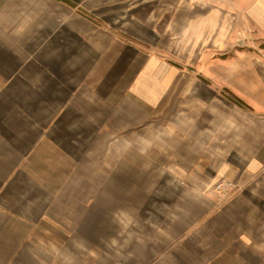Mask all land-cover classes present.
Instances as JSON below:
<instances>
[{"label":"crops","instance_id":"obj_1","mask_svg":"<svg viewBox=\"0 0 264 264\" xmlns=\"http://www.w3.org/2000/svg\"><path fill=\"white\" fill-rule=\"evenodd\" d=\"M70 1L101 10L93 14L109 27L63 0H0V264H264V223L251 210L234 200L198 214L185 199L212 201L203 190L240 170L233 155L245 156L243 172L264 174V126L251 148L237 136L233 151L231 134L193 131L196 104L168 115L165 97L183 90L184 69L146 45L196 63L213 58L233 39L231 9ZM255 177L238 176L243 192L263 186Z\"/></svg>","mask_w":264,"mask_h":264},{"label":"rangeland","instance_id":"obj_2","mask_svg":"<svg viewBox=\"0 0 264 264\" xmlns=\"http://www.w3.org/2000/svg\"><path fill=\"white\" fill-rule=\"evenodd\" d=\"M65 1L71 7H75L73 9L76 10L77 8L82 14L87 15L86 17L89 20H93L97 24L100 22L101 25L109 27L105 24V21L93 14L96 12L100 14L101 10L88 11L84 9L83 5H78L75 1ZM212 1L215 4L219 3L231 9L232 24L229 36H233L230 43H227L226 47L221 49V51H217V55H214L213 58H208V55L211 56V54H208L196 63L195 60L173 58L168 53L158 51L151 44L146 45L151 48V54L161 53V58L168 65L184 69L183 90L181 91L180 88L172 90L169 97H165L168 99V115L174 114L176 110L180 111L182 109V101L183 104L190 106L196 104V107L192 110L193 114H191L196 116L193 131L198 134L199 128L204 134L217 130L225 131L228 135L231 134L232 137H235L233 151H239L240 146L237 143L242 144V141H236L238 140L236 137L239 135L246 137L248 146L251 148L252 137L257 133L259 134V126H264V0ZM254 3H257L258 8L250 12V6ZM261 4L263 5L261 6ZM259 5L261 6L260 8ZM106 9L104 8V12ZM247 10H249L248 13L246 12ZM120 35L125 36L122 33ZM139 61L137 60V63ZM194 68H199V71L197 72ZM227 68H231L232 71ZM241 69H243L244 73L237 74L238 70ZM247 69L250 71L247 72ZM175 92L178 94L175 95ZM181 94L186 95V97L184 99L178 97ZM179 103L180 106L177 107ZM170 104L173 105L171 109ZM197 104L199 107H197ZM183 109L188 110L189 107L185 105ZM165 113V109H162V111L153 114V122L163 118ZM191 131L192 128L189 129L190 133ZM195 141L202 142L205 139L198 136ZM165 142H167L166 145L169 150V135ZM171 142L175 143L172 140ZM204 143L202 142L199 146ZM189 146L184 149L187 153H191ZM237 156L233 155L230 158V164H239L240 170L236 174L231 178L224 175L216 176L211 181V185L204 188L203 193L207 194L212 201H208L200 195L197 197V194L193 193L192 198L191 193H185V199L194 200V207L198 206V214L205 212L210 206H220L224 202L233 203L236 200L239 206L242 205L253 212L251 216H255V222L259 226L260 223H264V182L261 183L263 186H257V189H252L251 184H248L246 187L249 192L246 189L243 192V186L239 187L238 176L242 178L243 183H247L256 175L250 176V173L243 172L245 168H248L249 164L245 162V156L239 155L240 160H238ZM199 162L201 161L198 156L193 163L199 165ZM153 163L157 165L161 163L157 154H153ZM260 175L255 178H260L259 180L264 181V174ZM187 190L188 188H185V192ZM240 194L246 199H242ZM242 206L240 207L243 208ZM118 228H121V223ZM121 238L122 236H117V244L120 243ZM105 239H109V242L116 241L115 237H105ZM79 241V238H73V244H79ZM76 255L78 258V254Z\"/></svg>","mask_w":264,"mask_h":264},{"label":"trees","instance_id":"obj_3","mask_svg":"<svg viewBox=\"0 0 264 264\" xmlns=\"http://www.w3.org/2000/svg\"><path fill=\"white\" fill-rule=\"evenodd\" d=\"M63 1H65V0H63Z\"/></svg>","mask_w":264,"mask_h":264}]
</instances>
